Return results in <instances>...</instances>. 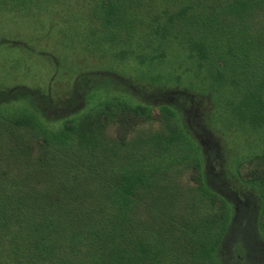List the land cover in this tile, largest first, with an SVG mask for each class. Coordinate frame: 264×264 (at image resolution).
Segmentation results:
<instances>
[{
  "label": "trees",
  "instance_id": "1",
  "mask_svg": "<svg viewBox=\"0 0 264 264\" xmlns=\"http://www.w3.org/2000/svg\"><path fill=\"white\" fill-rule=\"evenodd\" d=\"M99 3L104 25H114L117 30L128 26L131 33L136 27L139 35L135 40L142 39L136 45L115 49L116 58L133 55L150 69L180 53L186 64L171 78L178 81L181 72L195 68L208 81L207 94L216 88L230 92L234 127L261 151L251 154V164L264 165V0ZM123 14L127 18L122 19ZM146 26L149 31L145 35ZM109 31L107 34L114 32ZM114 40L116 46L120 44L119 37ZM93 73L99 83L110 86V99L123 101L122 89L138 95L122 79L118 84V79L113 81L108 74L103 77V73L113 71ZM146 76L153 82L163 75L150 71ZM173 87L177 88L170 90L167 99L152 101L163 96L166 88L143 99L133 96L137 99L131 110L145 116L157 105L165 115L168 110L175 116L184 135L193 136L185 126L186 117L193 116L189 108L195 101L180 93L179 86ZM16 88L0 90V103L16 96L24 98L25 108L17 111L23 118L40 123L38 116L43 111L35 89L23 88V94ZM66 120L51 131L53 137H6L0 148V264H254L247 260L251 252H235L227 244L230 206L218 195L221 190L211 185L215 173L206 170L210 155L206 156V148L195 136L193 144L188 143L189 137L185 140L189 149L194 150V144L202 147L189 155L197 180L181 184L179 175L173 173L172 182L170 177L169 183L159 184L158 177L153 179L149 174L147 164L135 166L128 153L118 159L113 157V148L108 155L86 151L90 143L93 145L92 137H66ZM124 138L113 137V142L121 146ZM161 157L165 160L166 151ZM85 162L89 165L84 166ZM160 163L161 158L149 161L155 170L164 167ZM107 164L116 166V171H96L93 167ZM248 170L244 179L239 177L238 168L230 173L235 182L251 189L247 191L253 199L250 209L256 221L264 216V167ZM166 193L172 196L168 208L161 203ZM257 238L262 240L260 235Z\"/></svg>",
  "mask_w": 264,
  "mask_h": 264
},
{
  "label": "rangeland",
  "instance_id": "2",
  "mask_svg": "<svg viewBox=\"0 0 264 264\" xmlns=\"http://www.w3.org/2000/svg\"><path fill=\"white\" fill-rule=\"evenodd\" d=\"M99 2L0 0V90L17 87L15 91L24 94L23 88L35 89L43 111L38 116L40 123H36L33 119L23 118L17 111V108H25L24 98L16 96L8 102L0 103V148L4 147L6 137H53L51 131L60 128L67 119L66 137H92L93 145L90 143L86 151L108 155L110 148H113V157L119 156L118 159L121 154L128 153L130 162L135 166L145 162L149 174L153 179L158 177L159 184L169 183L170 177L172 182V176L176 174L181 184L186 185L197 180L196 171L191 168V153H196L199 148L194 144V150L189 149L185 140V137H189L188 143L191 141L190 144H193L195 136L206 148V156L210 155V159L206 160V170L215 173L210 178L211 185L221 190L218 195L227 200L230 206L228 246L235 252L242 249L249 251L251 254L247 260L254 264H264V221H261L264 216L257 218L259 226L251 214L253 199H249L251 193L247 191L251 189L246 184L235 182L230 173L238 168L239 177L244 179L248 168L264 165L251 164L254 159H250L253 157L251 154L258 155L261 151L254 148L253 141L248 137L247 142L245 134L234 127L235 120L230 112V92L216 88L207 94L208 81L195 68L181 72L178 81L171 78L174 71L180 72L186 64L180 53L173 55L170 62L167 60L150 69L138 63L133 55L121 57L120 60L116 58L113 53L115 49L136 45L142 39L135 40V36L139 35L136 34V27L132 28L131 33L128 26L117 30L114 25H104L102 13L98 9ZM124 18H127L126 14H123ZM147 26L143 31L145 35L149 31ZM110 29L114 31L113 34H107ZM118 37L120 44L116 46L117 41L114 39ZM149 70L161 72L162 78L150 82L146 76ZM94 71H113L111 74L103 73V77L108 74L113 81L118 79V84H121L122 79L127 88L138 95L122 89L120 100L123 101L110 99L112 91L107 89L110 86L105 85V82L99 83L100 79L94 73L91 75ZM174 85L179 86L178 89L182 90L180 93L193 97L195 101L194 107L189 108L193 116L186 117L185 126L193 136L184 135L182 125L175 116L168 110L165 115V111L157 105L151 107L145 116H137L131 110L137 98H147L150 93L163 88H166L163 89L166 93L157 99L152 96V101L170 98V90L177 88ZM227 99L229 103L225 102ZM113 137H125L124 144L115 145ZM165 151L164 160L161 155ZM143 154L146 156L137 158ZM160 158V166L163 168L155 170L149 165L150 160L157 162ZM52 164L56 166V162ZM93 167L96 171H116V166L113 168L109 164ZM162 198V205L168 208L172 196L166 193ZM240 202L243 204L238 206ZM174 204L175 201L172 202ZM259 235L262 240L257 238Z\"/></svg>",
  "mask_w": 264,
  "mask_h": 264
}]
</instances>
